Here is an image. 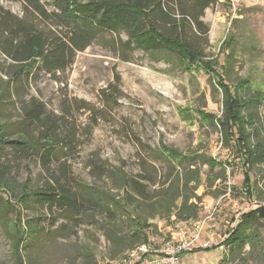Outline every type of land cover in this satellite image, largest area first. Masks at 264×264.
Instances as JSON below:
<instances>
[{"label": "rangeland", "instance_id": "1", "mask_svg": "<svg viewBox=\"0 0 264 264\" xmlns=\"http://www.w3.org/2000/svg\"><path fill=\"white\" fill-rule=\"evenodd\" d=\"M0 4L23 15L20 0ZM202 20L208 26L207 60L187 69L165 51L124 49L123 32L99 33L68 67L52 73L22 71L0 52V125L5 137L21 136L27 148L20 155L9 146L0 148L11 162V177L26 183L27 191L59 177L84 203L74 211L31 199L17 210L14 195L0 188V264H99L139 242L159 247L200 219L199 240L183 252L189 253L180 264H264V221L244 231L253 247L246 243L230 251L222 243L242 214L264 205V164L250 170L251 197L243 185L242 145L229 127L216 76L230 85L248 79L251 90L264 86V0H219L205 9ZM31 99L62 122L52 135L60 144L46 163L40 130L24 119ZM69 130L70 147L64 143ZM166 149L204 154L218 165L211 170L195 160L200 180L191 199L199 197V210L193 219H177L175 210L156 213L163 183L183 170ZM21 228L31 231L17 253ZM134 232L137 241L125 246Z\"/></svg>", "mask_w": 264, "mask_h": 264}, {"label": "trees", "instance_id": "2", "mask_svg": "<svg viewBox=\"0 0 264 264\" xmlns=\"http://www.w3.org/2000/svg\"><path fill=\"white\" fill-rule=\"evenodd\" d=\"M20 1L23 4V15L20 17L0 4V52L18 64L22 71L31 72L39 68L52 73L68 67L75 53L84 50L101 32H123L127 36L123 42L124 49L136 48L145 53L165 51L178 57L186 69L195 62H205L208 26L202 17L205 9L219 0ZM216 76L220 78L219 82L224 90L229 127H232L242 145L240 161L245 175L243 185L252 197L250 170L255 165L264 164V86L251 90L248 79L230 85L223 75L218 73ZM24 119L40 130L41 146L46 147L42 148V159L46 163L52 150L60 144L52 135L55 136L56 129L62 123L61 119L55 121L51 118L45 106L35 99H31L24 109ZM223 126L225 127V123ZM64 138L65 145L70 147L72 130ZM4 146H9L19 155L27 151L26 140L21 136L8 139L0 125V148ZM166 150L167 156L173 158L178 166L182 165L183 170L163 183L158 193L156 213L162 215L175 210L177 219H193L199 210V197H196L198 200L191 199L195 197L191 190L197 187L200 180L195 160L200 159L211 170L218 165L204 154H182L172 149ZM221 170L225 172L224 167ZM11 176V162L0 155V188L14 195L19 205L17 210L22 209L25 202L31 199L50 208H70L74 211L84 208V203L78 199L72 185L69 187L59 177H54L44 187L27 191L26 183L19 184ZM64 178L73 181L68 176ZM206 179L213 181L211 177ZM6 201L10 205V201ZM20 220L18 215L16 222L19 221V224ZM262 221L263 204L242 214L237 227L222 243L230 251L241 249L246 243L253 247L251 237L244 231L246 227L249 229ZM134 224L137 229L143 226L138 220ZM21 230L23 233L15 242L17 253L23 236L31 231L29 228ZM136 234H132L125 246L137 241L139 236ZM140 238L143 240L145 237L141 234Z\"/></svg>", "mask_w": 264, "mask_h": 264}, {"label": "built area", "instance_id": "3", "mask_svg": "<svg viewBox=\"0 0 264 264\" xmlns=\"http://www.w3.org/2000/svg\"><path fill=\"white\" fill-rule=\"evenodd\" d=\"M188 224L189 226L181 227L170 240L159 247L143 241L126 249L117 258L105 259L99 264H180L183 252L191 251L190 246L199 240L204 220H190Z\"/></svg>", "mask_w": 264, "mask_h": 264}, {"label": "crops", "instance_id": "4", "mask_svg": "<svg viewBox=\"0 0 264 264\" xmlns=\"http://www.w3.org/2000/svg\"><path fill=\"white\" fill-rule=\"evenodd\" d=\"M187 253H189V252H187ZM187 253H184V254H183V256H185V257H186V256H187Z\"/></svg>", "mask_w": 264, "mask_h": 264}]
</instances>
